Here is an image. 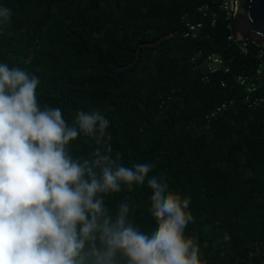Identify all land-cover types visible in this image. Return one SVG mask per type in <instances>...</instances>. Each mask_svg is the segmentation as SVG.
I'll return each mask as SVG.
<instances>
[{"label": "trees", "instance_id": "1", "mask_svg": "<svg viewBox=\"0 0 264 264\" xmlns=\"http://www.w3.org/2000/svg\"><path fill=\"white\" fill-rule=\"evenodd\" d=\"M213 3L0 0L12 13L0 30V63L38 77V103L60 107L70 126L78 110L99 111L110 121L113 152L124 166L156 164L143 185L105 195L113 214L127 203L130 221L151 233L147 179L162 177L191 201L195 222L185 234L196 239L202 264H264V105L247 107L236 80L253 79L264 94L258 46L249 42L241 52L222 19L195 39L182 34V16L196 19L199 6ZM213 52L229 70L203 81L201 63ZM229 100L223 113L205 119ZM93 146L81 134L70 152L79 156Z\"/></svg>", "mask_w": 264, "mask_h": 264}, {"label": "clouds", "instance_id": "2", "mask_svg": "<svg viewBox=\"0 0 264 264\" xmlns=\"http://www.w3.org/2000/svg\"><path fill=\"white\" fill-rule=\"evenodd\" d=\"M11 14L0 7V30ZM39 83L0 63V264H202L185 234L195 222L190 199L152 176L151 233L134 226L127 203L113 214L105 195L143 185L156 164L124 166L107 118L78 110L70 126L60 107L40 106ZM81 134L94 146L74 156L70 142Z\"/></svg>", "mask_w": 264, "mask_h": 264}, {"label": "built area", "instance_id": "3", "mask_svg": "<svg viewBox=\"0 0 264 264\" xmlns=\"http://www.w3.org/2000/svg\"><path fill=\"white\" fill-rule=\"evenodd\" d=\"M212 7L208 5H201L198 7V18H193L191 14L185 13L182 16L183 26L182 34L186 38L195 39L200 36L205 27H213L222 19L226 22L227 27L231 29L228 39L235 42L241 52H247L249 46V40L240 39L236 35L234 28V15L237 11V0H213ZM255 58L257 60L256 74L262 78L264 82V48L258 46L255 52ZM203 73L202 80L208 81L212 74L220 72H228L229 67L225 63L224 59L218 53H208L202 63ZM236 80L241 85L245 92L242 97V102L251 109H256L264 105V94L259 91L260 84L253 79H249L246 76L238 75ZM221 85L225 86V81H221ZM233 104L232 100L223 101L213 107H211L205 114L207 121L212 120L219 114L223 113L229 106Z\"/></svg>", "mask_w": 264, "mask_h": 264}, {"label": "water", "instance_id": "4", "mask_svg": "<svg viewBox=\"0 0 264 264\" xmlns=\"http://www.w3.org/2000/svg\"><path fill=\"white\" fill-rule=\"evenodd\" d=\"M233 22L240 39L249 40L264 48V0H237ZM171 35L170 32L147 44L158 43Z\"/></svg>", "mask_w": 264, "mask_h": 264}]
</instances>
